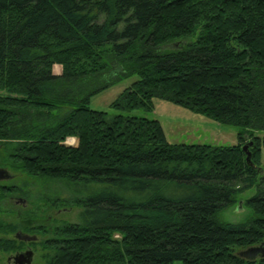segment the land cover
I'll return each instance as SVG.
<instances>
[{"label": "trees", "instance_id": "trees-1", "mask_svg": "<svg viewBox=\"0 0 264 264\" xmlns=\"http://www.w3.org/2000/svg\"><path fill=\"white\" fill-rule=\"evenodd\" d=\"M134 74L111 108L165 99L240 126L237 143L170 142L159 119L91 107ZM260 130L264 0H0V168L60 180V205L82 208L46 264H264L246 255L264 247ZM253 187L251 214L223 220Z\"/></svg>", "mask_w": 264, "mask_h": 264}, {"label": "rangeland", "instance_id": "rangeland-1", "mask_svg": "<svg viewBox=\"0 0 264 264\" xmlns=\"http://www.w3.org/2000/svg\"><path fill=\"white\" fill-rule=\"evenodd\" d=\"M53 72L60 74L62 65L55 64ZM136 79H138L137 74L123 77L95 94L91 98V107L107 110L111 114L126 113L159 119L170 142L215 145L237 143L240 126L222 123L165 99L154 98L155 109L153 111L142 108L131 111L111 108V102ZM258 133L264 136V130ZM67 142L74 144L75 139L68 137ZM261 163L262 173H264V148ZM9 168H6L9 176L0 179V183L16 187L8 190L9 193L7 192V196L1 201L0 225L12 224L19 228L14 231L10 228H0V240L14 238L22 242L23 250H31L30 262L24 264H46L48 255L54 254L56 250L48 247V239L55 236V229L59 225L77 222L82 208L75 205H60L63 200L73 196V192L62 181L34 178L20 170H15L10 166ZM255 192L256 187H253L240 194V202L223 210L222 219L230 222L245 220L252 212L245 201ZM19 253L16 250L7 252L0 249V264H18L15 256ZM175 264H180V262L176 261Z\"/></svg>", "mask_w": 264, "mask_h": 264}, {"label": "water", "instance_id": "water-1", "mask_svg": "<svg viewBox=\"0 0 264 264\" xmlns=\"http://www.w3.org/2000/svg\"><path fill=\"white\" fill-rule=\"evenodd\" d=\"M247 148H248V146L245 145L244 149L247 150ZM248 154H249V157H250V152H248ZM249 157H248V159H250ZM8 176H9L8 171L6 169H4V168H0V179H5ZM258 252H262V254H264V247L259 246V247L253 248L250 251H248L246 253V255H248L250 258H254V257H256L258 255ZM29 255H30V258H31L32 257V253L30 252Z\"/></svg>", "mask_w": 264, "mask_h": 264}, {"label": "flooded vegetation", "instance_id": "flooded-vegetation-1", "mask_svg": "<svg viewBox=\"0 0 264 264\" xmlns=\"http://www.w3.org/2000/svg\"><path fill=\"white\" fill-rule=\"evenodd\" d=\"M20 236L21 237H25L23 235H20ZM26 238H27V236H26ZM16 251L20 252L19 254H17L15 256V260L17 261L18 264H24L25 262H29L30 261L31 258H30L29 253L30 252L32 253L31 250H25V249L23 250L22 248H20V249H17Z\"/></svg>", "mask_w": 264, "mask_h": 264}, {"label": "crops", "instance_id": "crops-1", "mask_svg": "<svg viewBox=\"0 0 264 264\" xmlns=\"http://www.w3.org/2000/svg\"><path fill=\"white\" fill-rule=\"evenodd\" d=\"M74 139H75V142H76V138L75 137H73Z\"/></svg>", "mask_w": 264, "mask_h": 264}]
</instances>
